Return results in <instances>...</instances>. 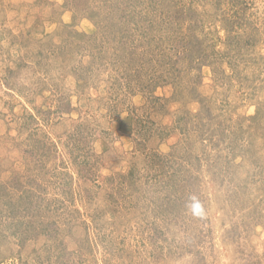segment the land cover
<instances>
[{
    "label": "rangeland",
    "instance_id": "1",
    "mask_svg": "<svg viewBox=\"0 0 264 264\" xmlns=\"http://www.w3.org/2000/svg\"><path fill=\"white\" fill-rule=\"evenodd\" d=\"M0 264H264V0H0Z\"/></svg>",
    "mask_w": 264,
    "mask_h": 264
}]
</instances>
